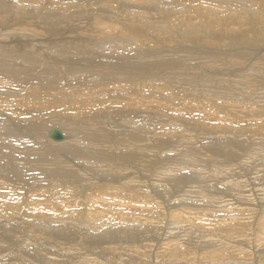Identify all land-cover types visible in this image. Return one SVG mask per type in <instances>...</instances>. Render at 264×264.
Returning <instances> with one entry per match:
<instances>
[{"label":"rangeland","instance_id":"rangeland-1","mask_svg":"<svg viewBox=\"0 0 264 264\" xmlns=\"http://www.w3.org/2000/svg\"><path fill=\"white\" fill-rule=\"evenodd\" d=\"M40 1H43L42 3L44 4L45 9L43 10V8H41L40 11L37 10L36 6L38 7L40 2L39 0H35L34 4L32 5L35 11L36 10L37 12L39 11L38 13L35 14V17H37V15H43L45 17L46 16L49 17V19L50 17L53 19L57 16V14L61 15L66 12V14L68 13V16L64 19L68 18L66 20L68 23L73 24L72 20H78L84 17H90L87 20L85 19L83 20V21H88V22L90 21V24H88L85 28L84 27L85 25L83 26L81 24V21H79L80 24L76 26L74 29L72 25L65 24L66 26L65 25L62 27L59 26L58 28L53 29L54 32H52V30L51 31L49 30V32H44L45 30H43V32L46 34L45 36L43 35L45 38L42 37V41L43 39L45 41L47 38L49 37L51 38L50 42L49 41L47 42L49 46L47 48L48 55L43 56L44 58L46 57L44 59L42 56L41 58L40 55L35 54L31 58L32 64L30 68H26L28 66L23 65L24 62H26L25 61L26 55H24L25 57L24 56L18 57L19 62L22 63V64H19V62L18 63L16 62L17 60L15 58L14 53H13L14 55L12 54L13 58L9 57L10 59L5 58L6 57L5 55L7 53L8 54L10 53L11 55V52H7L4 54L2 53L1 55H2V59L4 58L3 60L5 59L9 60L13 62V64H15L16 66L15 68H12V70H10L11 68H9V70L12 72L10 71L8 72L7 68L5 67L3 68V66H0V77L3 76L2 78L5 79L6 73H7V76L10 74V76L8 77L11 80H14L13 79L14 76L20 81L23 79L22 78L23 76L24 78H27L30 75H33L31 78H36L39 74H41L42 69L47 66L42 72V73H45V72L46 73L41 74V76L48 78L47 81H44L45 84H43V86L53 85L52 88L51 87L49 88L52 90V92L55 93L56 90L60 89V87L64 88L62 89L61 92H66V91H70L68 87L77 86V87H81L82 89L84 88V85H87V86L89 85L88 89L92 90L93 92L95 91V93L98 94L96 96H99V95L101 96L102 94H104V90L102 91V94L100 93L99 90L104 89L106 85L105 81L107 82L108 78L113 77L115 79L118 78L121 81H123L127 74L126 72H136L138 70L137 67L130 66V65L131 64L136 65V63L137 64L139 63L140 66L142 65L139 71L145 76L143 77V80H141L142 82L138 87L137 94L143 95L141 99L145 100V102L147 103V106L149 107V112L148 113L145 112L143 109L144 107H141V109H135L133 111L134 114L131 115L132 116L131 118L135 119V117H137L136 115L139 116L141 114L145 116V113H147L148 115L144 117L145 122H147L146 120L151 122V120H153L154 115H155L157 116L155 120L156 123L153 122L155 123V125L154 127L151 128V130H154L156 133L164 130L165 132H173V133H176L177 135L170 136L167 134L164 135L165 133H163L164 136H162L158 134V138L157 137L154 138L153 140H151V142H150V139L147 138L145 152H143L142 156L139 152H137L135 156L131 159H128L126 152H125V147H121L120 151H116L112 149V147L109 145V136H110L109 132L104 131V129H106L108 125L110 124H112V126L114 125L113 127L110 125L112 127L111 132L114 137H123L125 139L126 138L128 139L131 135H133L132 134L133 131L127 132V130H125L124 125L117 124V121H119L121 117L123 118L124 116H126L123 110L119 108H116V109L109 108L111 112L109 110V113H108L109 115L107 118L106 117L107 113L106 111H104V109H107L109 107V106H106V104L110 106H114V107L115 106L121 107V105H119L120 94L123 91H126V94L132 95V93L129 92L128 90L130 89L133 81L127 82V83L120 82L119 85L117 83H109L110 87H107V89L113 88L112 95L110 96V102H106L105 101L106 97H104L103 99L97 100L96 102L93 103V105H91V108L94 112L93 119L94 120L98 119V121L96 122H98L99 124L101 123L103 125H106V128H105L104 126L100 124L102 127H104V129L100 127V125L96 122H93L92 124L88 125L86 122H84V120H81V119L79 121L69 120V119H74V117L72 116V114H70V112L65 113L61 110L60 107L65 106V104H63V102L60 101L61 100L60 98H57V101H56V97L58 96V95L56 96V94H54L55 96L53 100L54 105L52 102H49L47 105L39 106L38 109H42V108L43 109L39 113L36 112L38 113V115H36L35 117H31L30 114H27L22 118L14 119L12 118V116L10 118V117H6L5 115H2L3 110L0 111V138L2 139V141H0V167H1L0 169V237H1L0 238V264H6L4 261H6L7 264H13L14 262H15L14 264L16 263L17 264H21V263L22 264H51V263L56 264L57 262H59L60 264H70V263L78 264V262L80 264H219V263L224 264V262L222 263L216 258L212 257V255L225 254L227 252V249H231L234 252L236 250L239 251L241 249L242 252L239 255L240 257L242 256L245 257L249 253H250L249 255L253 256L252 253H255L259 260L258 264H264V237L262 236L254 237L251 234V232L250 234H248V232L246 233V231H244L243 235L241 236L239 230H227L226 229L225 233H220L225 228H229L231 226L222 223L221 221L223 219H220L219 216H216L217 214L221 213L219 212L220 209H222V207H226L227 205L229 206L228 211L230 209L232 210L234 205L236 206V208L238 207V209H241V210H245V211L253 210L254 211L255 209L253 208L257 207L258 209L259 207L258 204H260L261 207H263V211L260 213V216H259V211L256 209L257 210L256 212H258L257 220L258 218H260L261 220L260 222L261 223L264 222L263 221L264 219V144H262V146H257V149H255L256 142L254 141L255 139H258V138H262L264 140V137H263L264 136V133H263L264 132V112L259 113V114L256 113L260 108L264 110V79H262V77H264V68L261 67L262 63L258 61L261 56L256 55V57L251 62L252 66L248 70L245 67V65L244 66L241 65L242 63H244V57H245L244 56L245 52L244 53L241 52L240 57L237 58L240 60V62L235 64L236 66L238 65L237 66L238 68L236 70V73H237L236 75H240L239 76L240 78L238 79V81H237V78L236 79L233 78V80L235 81H232L230 83L227 82L230 84V86L228 84V87L226 88L227 91L225 90V88H223L224 90H222V92H224V95H225V96L222 95L223 101H224L223 104L225 103L224 106L227 107L228 111H230L229 112L230 114L226 113L227 112L226 108L223 109V112H221V110H218V112H216L214 105L208 98V95L205 93L206 91L205 89H207V91H210L209 93L214 94L215 89L219 90V87L216 85L217 83H215L216 82L215 80H214L215 86H211V84L212 85L214 84L212 82H209L207 84V82L210 81L208 75H212L214 77L216 76L221 77V76H224L225 72L232 70V68H228L230 66L227 67V65H225L224 63L220 62V60L215 58V54H212V53L218 52V45H217L216 40L211 39L212 37L208 38V36L206 35V32H202L201 34L198 33L197 35L195 34L193 36H190V34L185 35L183 33L182 34L185 36H180L175 33H171L170 34L172 36L171 39L175 37L177 39H174L173 41L171 39H169L168 41H163V39H165L166 37L165 29H162L161 32H158V30L151 31V28L148 30L143 29V25H141V20H142L141 15H142L144 6H141V5H137L133 3H125L124 5L119 6V3H111L109 0H87V1H82V3H80L82 6L81 12L77 15H73L74 10L70 11L71 9H69L68 7L64 9V10L69 9L68 11H65L62 13L56 12L55 6L64 4V7H65L66 5L65 0H40ZM74 1L71 0L69 2L72 3ZM10 2L11 1H8L7 4H9ZM6 9H13V7L8 8L6 6L5 11H4L5 16L6 14L8 15L6 17H2L4 15L3 14L4 12H0V22L2 23H5L7 19L9 22V20L13 16H15L14 14H9V12L7 13ZM34 9H33V12H34ZM16 18H18V20ZM25 18H26V14H23L21 16H15V20H17L15 22L19 23L20 26H24V23L22 22L25 21ZM49 19L47 20L44 19L43 21H49ZM26 21H28L27 24H30L28 25V27L30 26L31 28L36 27V26H33L34 23L38 27H40V25L37 24L36 20L35 21L26 20ZM93 21L115 23L119 25L118 29L119 27L126 29L121 32L128 33V32H131V31L133 32L134 30H137V31H134L135 41L137 42L134 41L133 44L132 43L130 44L124 41V39L120 35H117V32H120L122 28L119 31L117 28L111 29V30L106 28L105 30H106L107 35L103 33H99L100 29L95 24H93ZM51 22H54V21L52 20ZM16 24L13 25L14 28L15 27L18 28ZM146 26L148 25L145 24L144 27ZM89 27H91V29ZM138 27H140L141 29L140 30L137 29ZM203 28H207V26L203 25ZM35 29L36 28H33V30ZM153 29H155V26H153ZM4 30H8L7 27ZM85 30L86 32H89L88 34H90L93 39L98 38L96 42L101 43L100 44L101 46L98 45L97 47H94L96 49L100 48L102 50V52L99 55L100 58L96 55L99 53H96V52H94L93 55H91L90 52L89 54H87V52L85 51V48H80V47L77 48V46H75L74 48L66 49L67 47L65 46L61 47L62 43L69 42L68 41L69 37H70V40H72L70 43H77V42L78 44L81 43L79 42L80 37L81 39H84L85 42L88 41L87 37L86 38L82 37ZM95 30L97 31L95 32ZM203 30L205 29H202V31ZM143 31L145 32L143 33ZM73 32L77 34H74ZM141 32L143 35H145L146 33V35L143 36ZM47 34H48V37H47ZM161 37L163 39H161ZM57 38L58 40L60 39L61 40L58 42ZM106 39H108L110 43H106ZM138 41L140 42L142 41V43ZM49 44L50 45L52 44L53 47L52 45L50 47ZM145 44H147V46ZM133 46H136L135 49H133ZM108 49L111 52H109ZM133 50H136V51H133ZM147 50H148V53H147ZM103 51H105V53H103ZM78 54L81 56L79 57ZM204 54H207V55L204 56ZM37 55L41 58L40 60L39 58H37L38 57ZM106 55L108 56L106 57ZM57 56L61 58H58ZM82 56L85 58H83ZM90 57L92 58L89 59ZM190 57H191V60H190ZM14 58H15V61H13ZM92 59H93V62H92ZM206 59L207 60L209 59L208 63L210 64L211 67L214 66V65H211V63H214L216 65L218 64L220 66H217L215 68L210 67L211 69H207L208 71L203 72V74L199 73L200 70L198 69V65L196 64L198 63L199 66H201L203 65V61H205ZM40 61L41 63H39ZM112 61L114 63H112ZM11 62H8L10 64H7V65H12ZM33 64H36L35 65L36 67ZM43 64L45 67L43 66ZM176 64L178 65V67L176 66ZM256 64L259 67H261L259 72L254 69V66ZM49 65L52 66V68ZM104 65L106 66V68ZM179 65L182 67H180ZM99 66H101V68L103 69L99 68ZM242 66L245 68V72H242L241 70L243 69ZM59 68H62V71L60 73H59ZM68 68H70V70ZM107 68L109 69L108 71L106 70ZM30 69H33L34 71ZM66 69H68V71ZM120 69H125L126 71H122ZM203 69H206V68H203ZM211 70H213L214 72ZM195 71L198 73V75L196 74ZM249 71L250 72L253 71V74H250ZM2 72H3V75H1ZM68 72L70 73V76L66 77V82H61L59 84V82L62 80L64 75H67ZM208 72L211 74H209ZM204 73H207L208 75ZM215 73H216V76H215ZM183 74L184 75L189 74V75H192V77H189V76L188 78L185 77V80H184ZM153 75H156L158 77L153 76ZM202 75L204 77L207 76V78L205 77L207 81L199 79V77H202ZM228 75L231 76L232 73H229ZM84 76L85 78H81ZM7 79L6 81H8ZM240 80L242 81L244 80V82L247 80L246 81L247 83H243L244 85L243 87L245 88L244 90L248 92L250 97L251 95L256 94V92L257 94L259 93L258 98L257 96L255 98L256 103H252V108L248 112V116L250 117V121L248 123L251 124L252 126L260 125L261 127H263V130L260 133L254 134V137H255L254 140H252L250 136H244V139H247L248 141H245V140L241 141L237 135L234 136V138L237 140V143L241 146V149H239L240 151H238V149L235 148V147H238V144L236 143V145L234 146L235 143H234V139L232 136H229V137H226V136L222 137L220 135L215 136L214 131H212L213 133L209 132L207 134V129H211V128L209 127L205 129L203 125H205L206 123H211L214 120H216V125H219V126H222L224 124V126L230 127V125H233L231 123L233 118L231 117L234 116L235 114L231 111L232 107L234 106V104L237 105L240 100L242 101L244 100L245 103L247 100L244 96L246 95L245 92L244 93L242 92V94H240L241 91L238 90V88L241 87L240 86L241 84H239ZM1 82L2 81L0 80L1 87H3L2 86L3 84L5 85L4 87L9 86L7 82H5L6 84L4 82L3 83ZM167 82L169 83L168 85L171 87L169 86H168L169 88L167 87ZM190 82L191 84H189ZM187 84L189 85L188 86L189 89L187 90V92H182L183 90H185V88H187L186 87ZM235 84H237L236 85L237 87L235 86ZM58 85L60 87H58ZM100 87H103V88L100 89ZM234 89L235 91L238 92L240 96L236 95L237 92L235 91L233 92ZM239 89H242V87ZM225 91L228 93L230 91L231 92L230 94H228ZM15 95H17V93ZM184 96L187 98V101H185V99L184 101H182V98ZM49 98L50 96L48 97V99ZM18 99L19 98H16V97L13 98V100H15L14 101L15 105L13 109H10V110H18V108L22 109L21 106H23L24 104L21 102V99L19 100ZM232 99H234L233 103L229 105V103L232 102ZM31 101H34V99ZM31 101L28 103H32ZM43 101H50V100H46V99L41 100V99L36 98L34 102L36 103V102H43ZM242 101L239 102L240 103L239 106L243 104ZM99 102H104V103L102 106H100ZM180 102L184 104V106ZM28 103L26 102V104ZM168 106L171 108L168 109L169 108ZM166 107L168 108L166 109ZM97 109L101 110L97 112L98 115L101 114L100 116H95V112ZM172 109L176 110L174 114L175 116L176 114L178 115V117L180 118L179 122L184 124V128L181 127V129H178L176 128V126L171 125V123H176V122L172 121L168 117L169 112L167 110L172 111ZM49 110H53V113H54L53 115L55 116H52V115L48 116L49 114L47 113H49ZM177 110H179L178 111L179 113H176ZM69 111H71L72 113V110H69ZM7 113L10 114L8 111ZM83 114L84 115H81L82 117L87 116V113L85 111L83 112ZM174 114L173 112L171 113V115H174ZM101 116H103V119L105 120V122L101 121L103 120ZM109 117H111L110 119L111 121L113 120L112 121L113 123L111 121H109L111 123L107 122L106 119H109ZM52 119H58L57 121L59 122L56 121L57 123L56 122L53 123ZM60 121H64V122L61 123ZM133 122H135V120H133ZM55 123L56 125H54ZM65 123H69L73 127H78L81 130V133H85L88 130L90 134L87 131L85 135H88L89 137L91 135L93 136L91 140L94 144L89 141L88 142L91 143L90 148H92L93 146L94 147L91 150H87V152L82 153L78 157L77 156L72 157L73 159L71 158L69 159L68 156L64 157L63 152H66L64 150L60 151L61 153L59 152L58 154H56V156H54L51 152H47L46 148L51 151L50 146H54L57 142H54L48 139L47 134L45 133L51 128H58L62 130L63 128L62 124H65ZM233 123L236 124L235 122ZM80 125H84V126H80ZM98 125L99 127H97ZM39 128H41V130H39L40 132L38 134L37 129ZM64 130L66 132L71 131L70 128H66ZM202 130L204 131V133L202 132ZM103 131L106 132L105 133L106 135H102ZM192 131L195 132L197 135L194 136L192 134ZM13 132L15 133L16 136L18 135L17 136L18 138L13 134ZM18 132L19 133L21 132L20 134L22 136H19L20 134ZM182 132H185L186 134L183 135ZM81 133H79V135L82 136ZM138 133L139 132L137 131L135 136H139ZM188 134H191V135H188ZM10 135H12L13 139L15 138L14 141ZM179 135H181V137ZM200 135L202 137H200ZM9 136L10 138H8ZM184 137H187V138L189 137L190 138L189 141L192 144H195L194 150L198 149V146H200V141L207 142V141H210L211 139L219 140L223 138L222 140L226 141L227 144H225L222 147L224 148V150L222 151V154L218 156V158H216L215 160L214 158H208L207 155H205L209 160L210 159L214 160L212 161L213 165L209 164L208 167H206L207 165H203V167H206L207 170L201 169V167L198 166L197 164L194 165L195 163L193 162L194 160L190 162L192 158L189 159L190 157H188V154H189L188 152H185L187 154L186 156L187 158L185 157V154L182 156V158L188 161L191 166L189 165L186 168H181L182 166L180 165H179L180 167L178 168L169 167L168 166L169 163H174L176 159L179 161L178 158L180 154L178 155L177 152L178 153H181V151L182 153L184 152V147L182 144L183 141H181V138H184ZM21 138H23V140ZM38 139L40 141L39 142L40 144H36L38 143ZM213 140H211L210 143L214 142ZM229 140H230V143L232 141L234 144L231 143V145L228 146ZM101 141L102 143H100ZM173 145L178 147L177 151H175L176 149L172 147ZM107 146H109L110 148ZM216 147L217 146L214 145V147L211 149V152H214L216 150ZM40 148L43 149V151H41ZM69 148L71 149L70 146ZM1 149L5 151L8 150L7 152L8 154H6L5 151L2 152ZM9 151H11V154L13 156L10 155ZM198 151L194 154V157H196L195 158L196 160L200 159L203 156V153L199 151L202 153L201 154ZM68 154L71 155L70 153ZM206 154L211 155L209 152H207ZM229 155H231L232 158L229 157ZM14 157L18 158L19 160L13 159ZM30 157H31V160H33V163L34 164L37 163V165H34L32 163V161L30 160ZM53 157L55 159L58 157V159L57 160L52 159ZM89 157H91L92 159ZM59 158H61V160ZM107 158H110V159H107ZM111 158H114V159H111ZM36 159H37V162L35 161ZM117 159L118 161H116ZM113 160L115 163H117V164L114 163L117 166H115L114 164L113 166H111L113 163ZM148 160L151 161L153 165H151ZM152 160L154 161L152 162ZM216 162H219V163H216ZM7 163L8 164L10 163V164L8 165ZM22 163L24 164L22 165ZM62 164H65V165H62ZM98 164L102 167V169ZM119 164L120 166L121 165L122 166L119 167ZM72 165L75 167H73ZM167 166L169 167V170L165 169L167 168ZM151 167L153 168L151 169ZM154 167L156 169H154ZM86 168H87V171H86ZM69 169L70 170L73 169L72 170L73 172L72 171L70 172ZM75 169L76 170L78 169V170L75 171ZM3 170H6V171H3ZM39 170H41L42 172ZM144 170H146V172ZM136 172H138V174ZM128 173L130 175L137 174L136 176H139L140 178L137 177V179H134L135 180L134 182L130 180L128 181V177H129ZM141 173L142 175L146 173L145 174L146 176L145 175L142 176ZM78 175L80 176V178ZM185 175L186 177L191 175V177H188V179L184 180ZM180 176H182V178H180ZM73 178H76L77 182H76V179H73ZM88 178H92V179H89L92 181L95 179L94 183L91 181L88 184V182L85 181V180H88ZM222 178L223 179L225 178V179L223 180ZM139 179H141V181H144V184L146 186V188L144 189L145 191L147 190L146 191L147 199H146V196L144 195L145 199L141 197H137L136 201L134 202L132 201V203L129 202L128 204H125L127 203V200L122 196L124 195L122 194L123 193L122 191H124L125 188L126 189L131 188L130 191L135 190L136 189L135 186L138 185L137 183L141 182V181H138ZM196 180L198 183H195ZM97 181L100 183H98ZM66 183L70 186V188ZM77 183L78 185H76ZM91 183H93V185ZM83 186H85L84 189L82 188ZM199 186L203 188H200ZM86 187L88 190L86 189ZM58 188H60V190H58ZM52 191H53V195L51 193ZM93 191L94 192L96 191V192L94 193ZM54 193H56L57 195L55 194L54 196ZM153 195H155V197H153ZM76 197L81 198V205H78L79 200H76ZM262 199L263 201H261ZM160 204L163 206V208H161L162 206ZM158 206H160V209ZM81 207L87 208L84 210V213L78 210ZM91 208H94V209H91ZM164 208L166 210H164ZM214 208L215 209L217 208L216 210L218 211L214 212L215 210ZM156 209L157 211L163 210V211L168 212V216L163 225L161 224L162 223L161 216L156 211ZM212 209L214 210L212 211ZM235 210L236 209L234 207V212ZM71 212L73 214H71ZM132 212H136V213L132 214ZM139 212H147V215L153 216L152 218H147V221H146L147 224H145V226L147 227V230L150 233L152 232L154 234L152 237L147 234V236H144L146 237V239H144L143 237L141 239L136 240L133 236H130V233L136 227L134 226L135 221L133 219H135L134 218L135 214L138 215ZM247 212H250V211H247ZM179 213L182 215L183 219L178 218ZM18 215L20 216L18 217ZM17 217L19 219H17ZM87 220L92 221L94 223V226L90 228L87 227ZM20 223L21 224L23 223V224L21 225ZM235 224L236 223H233V225ZM236 225H238V223ZM20 226L23 229V230L21 229V231H20V228H21ZM253 227H255V225H253ZM85 229H88L87 234L92 233L94 235H90L88 238H86L87 236L84 234ZM124 230L126 231V235L128 233L127 238L124 235ZM210 231H212V233H210ZM114 232L116 233V236L114 237L116 239H113V238H112L113 240L109 238H107L108 240L104 239L111 235L113 236ZM144 232H146V230H140L137 234V237H141ZM37 235H39V237ZM220 235L221 237L219 238ZM180 238L181 240H179ZM91 239H94V241ZM178 240L180 242L179 244H177ZM4 245H6V247ZM10 247L12 248V251L10 250L11 249ZM84 247L86 248V250ZM8 249L10 252H12V254L8 251ZM223 249L225 253L222 252ZM96 251L98 253H96ZM8 253H10L11 255H8ZM93 256H95V258ZM15 257L16 259L12 260V258H15ZM3 258L5 260H3ZM238 258L234 256L233 260H231L232 258L227 256L225 264L235 263L233 261H236L235 259H238ZM75 260L77 263L75 262ZM235 264H238V263L236 262Z\"/></svg>","mask_w":264,"mask_h":264},{"label":"bare ground","instance_id":"bare-ground-1","mask_svg":"<svg viewBox=\"0 0 264 264\" xmlns=\"http://www.w3.org/2000/svg\"><path fill=\"white\" fill-rule=\"evenodd\" d=\"M8 1H11L9 4H7V2ZM69 1H71V0H65V3H66V5H65V7H64V4H62V5H57V6H55V10H56V12H58V13H62V12H65V11H68L69 9H71L70 11H72V10H74V14L73 15H77V14H79L80 12H81V9H82V6H81V4L80 3H82V1H87V0H76V1H74V2H69ZM111 3H119V6H122V5H124L125 3H133V4H137V5H141V6H144V9H143V12H142V15H141V25H143V29L144 30H148V29H150L151 28V31L152 30H158V32H161L162 31V29H165V35H166V37H165V39H163L162 37H161V39H163V41H168L169 39H171L172 38V36L170 35L171 33H175V34H177V35H180V36H185V35H187V34H190V36H193V35H197L198 33H202V32H206V35L208 36V38H210V37H212L211 39H213V40H216V42H217V45H218V52H215V53H212V54H215V58L216 59H218V60H220V62H222V63H224L225 65H227V67L228 66H230V67H228V68H232V70H229V71H227V72H225L224 73V76H221V77H217L216 76V73H215V76L216 77H214V76H212V75H208L207 73H204V74H207L208 75V77H209V80L210 81H208L207 82V84L209 83V82H212V83H214V80L216 81L215 83H217L216 85L219 87V90H217V89H215V93L213 94V93H209L210 91H207V89H205L206 91H205V93L208 95V98L210 99V101L212 102V104L214 105V107H215V111L216 112H218V110H221V112H223V109H227V107H225L224 105H225V103L223 104V96L222 95H224V92H222V90H224L223 88H225V90H226V88L228 87V84L230 83V82H232V81H235V80H233V78H237V81H238V79L240 78L239 76L240 75H236L237 73H236V70H237V66L235 65V64H237V63H239L240 62V60L239 59H237L238 57H240V55H241V52H245V54H244V63H242L241 65H245V67L249 70V68L252 66V61H253V59L256 57V55H259V56H261L260 58H259V60L258 61H260L261 63H262V65H261V67L262 68H264V0H109ZM34 2H35V0H0V12H4L5 11V8H6V6L9 8V7H13V9H6V11H7V13L9 12V14H14L15 16H21V15H23V14H26V18H25V21L24 22H22V23H24V26H20V24L19 23H17V22H15V21H17L18 20V18H16L17 20H15V16H11L12 18L9 20V22H8V19H7V21H5V23H2V22H0V66H3V68L5 67V68H7L8 70V72L10 71V70H12V68H15V64H13V62H11V61H9V60H3L2 59V53L4 54V53H7V52H11V55H10V53L8 54H6L5 56V58H9V57H12L14 54H15V58H16V62L18 63L19 62V60H18V57H20V56H24V55H26V58H25V61L26 62H24V64L23 65H27L28 67H26V68H30V66H31V64H32V61H31V58L35 55V54H38V55H40V57L42 56H47L48 55V50H47V48L49 47L48 46V44H47V42L49 41L50 42V37L49 38H47L45 41H44V39H43V41H42V37H44L45 36V34L46 33H44V32H49V30L51 31L52 30V32H54L53 31V29H56V28H58L59 26H64L65 24H70V23H68L66 20L68 19H64V18H66L67 16H68V13L66 14V12L65 13H63V14H57V16L55 17V18H51L50 17V19H49V17H45V16H43V15H37V17H35V14L36 13H38L39 11H40V9L41 8H43V10L45 9V6H44V4L42 3L43 1H40L39 0V6L37 7L36 6V9L37 10H39L38 12H37V10L35 11V9H34V7H33V5L32 4H34ZM13 3V4H12ZM11 5V6H10ZM3 6H4V8H3ZM16 6H18V7H16ZM19 7H21V8H19ZM66 7H68L69 9H67V10H64ZM33 9H34V12H33ZM171 9V10H170ZM173 10H175V11H173ZM55 12V13H56ZM177 13V14H176ZM4 15L2 16V17H6V16H8L7 14H6V16H5V12L3 13ZM49 14V13H48ZM47 14V15H48ZM51 14H52V12H51ZM43 16V17H42ZM21 18V17H20ZM90 17H84V18H81V19H78V20H72V19H70V20H72V23L73 24H75V25H73V24H70V25H72V27H73V29L76 27V26H78L80 23H79V21H81V24L86 28V26L88 25V24H90V21L88 22V21H83L84 19L85 20H87V19H89ZM44 19H49V21H43ZM26 20H29V21H37V24L38 25H40V27H38L35 23L33 24V26H36V27H33V28H36L35 30H33V28H31V26L30 27H28V25H30V24H27L28 23V21H26ZM54 21V22H51V21ZM14 21V22H13ZM154 21V22H153ZM47 22V23H46ZM63 22H65V23H63ZM70 22V21H69ZM153 22V23H152ZM17 23V24H16ZM78 23V24H77ZM152 23V24H151ZM14 24H16V26H18V28H14L13 27V25ZM93 24H95L99 29H100V31H99V33H103V34H106L107 35V33H106V28L107 29H115V28H117L118 29V26L119 25H117V24H115V23H107V22H95V21H93ZM145 24H147L148 26H146V27H144V25ZM81 25V26H82ZM203 25H206L207 26V28H203ZM66 26V25H65ZM153 26H155V29H153ZM7 27V29L8 30H4L5 28ZM24 27V28H23ZM68 27V26H67ZM83 27V28H84ZM95 27V26H94ZM81 28V27H80ZM90 29H91V27H89ZM96 28V27H95ZM122 28V27H121ZM120 27H119V29H118V31L121 29ZM60 29V28H59ZM58 29V30H59ZM68 29V28H67ZM66 29V30H67ZM105 30V32H104V30ZM137 29H141L140 27H138ZM202 29H205V30H203L202 31ZM43 30H45L44 32H43ZM61 30V29H60ZM59 30V31H60ZM65 30V29H64ZM77 30V29H76ZM80 30V29H79ZM124 30H126L125 28H122L121 30H120V32L121 31H124ZM130 30H132V29H130ZM89 31V30H88ZM97 30H95V32H96ZM134 31H137V30H134ZM134 31L132 32H128V33H126V32H117V35H120L123 39H124V41H126V42H128V43H134V41H135V35H134ZM139 32V31H138ZM145 31H143V33H144ZM158 32H157V34H158ZM61 33H62V31H61ZM60 33V34H61ZM64 33V32H63ZM74 33V32H73ZM79 33V32H78ZM82 33V32H81ZM89 32H86V30L84 31V33H83V35H82V37H84V38H86L87 37V40L88 41H86L85 42V40L84 39H81V37H80V40H79V42H81V43H79L78 44V42L77 43H70L72 40H70V37H69V39H68V41L69 42H66V43H62L61 44V47L62 46H65V47H67L66 49H71V48H74L75 46H77V48L78 47H80V48H85V51L87 52V54H89V52H90V54L91 55H93L94 54V52H96V53H99V54H96L99 58H100V53L102 52V50L100 49V48H98V49H96V48H94V47H97L98 45L99 46H101L100 44V42H96L97 40H98V38H96V39H93L92 38V36L90 35V34H88ZM185 34V35H183V34ZM48 34H50V33H48ZM48 34H47V37H48ZM59 34V35H60ZM65 34V33H64ZM63 34V35H64ZM68 34V33H67ZM66 34V35H67ZM70 34V33H69ZM74 34H77V33H74ZM97 34V33H96ZM141 34H142V32H141ZM44 35V36H43ZM115 35V34H114ZM143 35V34H142ZM142 35H140V36H142ZM145 35H146V33H145ZM145 35H143V36H145ZM49 36H51V35H49ZM74 36V35H73ZM77 36V35H76ZM164 36V35H163ZM202 36H204V35H202ZM58 37V36H57ZM66 37V36H65ZM72 37V36H71ZM96 37V36H95ZM147 37V36H146ZM45 38V37H44ZM67 38V37H66ZM180 38V37H179ZM74 39V38H73ZM174 39H177L176 37L175 38H173V39H171L172 41L174 40ZM181 39V38H180ZM57 40H58V38H57ZM61 40V39H60ZM60 40H58V42L60 41ZM93 40H94V42H93ZM54 41V40H53ZM63 41V40H62ZM66 41H67V39H66ZM149 41V40H148ZM147 41V42H148ZM185 41V40H184ZM135 42H137V41H135ZM138 42H140V41H138ZM207 42V41H206ZM219 42V43H218ZM84 43V44H83ZM85 43H87V44H85ZM106 43H110L109 41H108V39H106ZM140 43H142V41L140 42ZM168 43V42H167ZM166 43V44H167ZM50 45V44H49ZM52 45V44H51ZM51 45H50V47H51ZM58 45V44H57ZM103 45V44H102ZM118 45H120V44H118ZM137 45V44H136ZM146 46H147V44H145ZM163 45V44H162ZM211 45V44H210ZM110 46H112V45H110ZM142 46V45H141ZM161 46V45H160ZM169 46V45H168ZM52 47H53V45H52ZM135 47L136 46H133V49H135ZM143 47V46H142ZM156 47H158V46H156ZM60 48V47H59ZM107 48V47H106ZM110 48V47H109ZM161 48V47H160ZM163 48V47H162ZM202 48V47H201ZM119 49V48H118ZM138 49H140V48H138ZM142 49V48H141ZM98 50V51H97ZM106 50V49H105ZM109 50V49H108ZM137 50V49H136ZM136 50H133V51H136ZM165 50V49H164ZM175 50V49H174ZM173 50V51H174ZM51 51H52V49H51ZM60 51V50H59ZM130 51V50H129ZM144 51V50H143ZM61 52V51H60ZM109 52H111L110 50H109ZM140 52V51H139ZM171 52V51H170ZM194 52V51H193ZM14 53V54H13ZM103 53H105V51H103ZM147 53H148V50H147ZM13 54V55H12ZM123 54V53H122ZM165 54V53H164ZM37 55V56H38ZM60 55V54H59ZM79 55V54H78ZM78 55H77V57H78ZM207 54H204V56H206ZM74 56V55H73ZM81 55H79V57H80ZM108 55H106V57H107ZM120 56V55H119ZM25 57V56H24ZM39 56L37 57V58H39V60L42 58H40ZM58 57V56H57ZM56 57V58H57ZM71 57V56H70ZM75 57V56H74ZM83 57V56H82ZM102 57V56H101ZM125 57V56H124ZM123 57V58H124ZM176 57V56H175ZM13 58V57H12ZM11 58V59H12ZM15 58H14V60L13 61H15ZM44 58V57H43ZM46 58V57H45ZM44 58V59H45ZM58 58H61V57H58ZM83 58H85V57H83ZM92 57H90L89 59H91ZM117 58H118V56H117ZM120 58V57H119ZM131 58V57H130ZM129 58V59H130ZM196 58V57H195ZM199 58V57H198ZM211 58H212V56H211ZM10 59V58H9ZM125 59V58H124ZM128 59V58H127ZM183 59H184V57H183ZM222 59V60H221ZM55 60V59H54ZM107 60V59H106ZM132 60V59H131ZM137 60V59H136ZM180 60V59H179ZM188 60V59H187ZM190 60H191V57H190ZM193 60H194V58H193ZM200 60V59H199ZM209 60V59H208ZM207 59L205 60V61H203V65H201V66H199V64L197 63H195L196 65H198V69L200 70V72L199 73H202L203 74V72H205V71H208L207 69H211V68H215V67H217V66H220V65H216V64H214V63H211V65H214V66H210V64L208 63L209 61H208ZM58 61H60V60H58ZM89 61V60H88ZM111 61V60H110ZM109 61V62H110ZM140 61V60H139ZM183 61V60H182ZM8 62H11V64L12 65H7V64H10V63H8ZM42 62H43V60H42ZM47 62V61H46ZM51 62V61H50ZM72 62V61H71ZM73 62H75V61H73ZM85 62V61H84ZM87 62V61H86ZM92 62H93V59H92ZM141 62V61H140ZM190 62V61H189ZM26 63V64H25ZM39 63H41V61L39 62ZM55 63V62H54ZM59 63V62H58ZM68 63V62H67ZM82 63V62H81ZM112 63H114L113 61H112ZM185 63V62H184ZM192 63V62H191ZM19 64H22V63H20L19 62ZM37 64V63H36ZM36 64H33L34 66L36 65ZM45 64H47V63H45ZM56 64V63H55ZM76 64V63H75ZM186 64H187V62H186ZM202 64V63H201ZM223 64V65H224ZM4 65H6V66H4ZM38 65V64H37ZM58 65V64H57ZM112 65V64H111ZM124 65H126V64H124ZM124 65H122V66H124ZM191 65V64H190ZM34 66H33V68H34ZM40 66V65H39ZM43 66H44V64H43ZM50 66V65H49ZM61 66H63V65H61ZM69 66V65H68ZM73 66V65H72ZM95 66V65H94ZM93 66V67H94ZM105 66V65H104ZM103 66V67H104ZM130 66H134V67H137L138 68V70L136 71V72H126L127 74H126V76H125V78H124V80L123 81H121L120 79H118V78H113V77H111V78H108V80H107V82L105 81V87H104V89H102V90H99L100 91V93L102 94V91L104 90V94H102L101 96H103V97H101L100 95L99 96H96V95H98V94H96L95 93V91L93 92L92 90H90V89H88V86L87 85H84V88H82L81 89V87H68L69 89H70V91H66V92H61L62 91V89H64V88H61L59 85H58V87H60V89H58V90H56V92L54 93V92H52V90L51 89H49L50 87L52 88L53 87V85L51 86V85H48V86H43V84H45V82L44 81H47L48 80V78L47 77H43V76H41V74H45V73H42L43 71H44V69L47 67H45V68H41L42 69V72H41V74H39L38 76H37V74H36V78H31L33 75H28L29 77H27V78H24V76L22 77L23 79L20 81V80H18L15 76H14V80H11V79H9V77L8 76H10V74L7 76V73H6V78L4 79V78H2L3 76H1L0 77V80L2 81L1 83H5V82H7L8 84H9V86H6V87H4L5 85L3 84H1L3 87H1L0 86V111H2L3 110V113H2V115H5L6 117H10L11 118V116H12V118H14V119H19V118H22V117H24L25 115H27V114H30L31 115V117H35L36 115H38V113L39 112H41L42 111V109H38V107L39 106H41V105H47L49 102H52L53 103V105H54V102H53V100H54V94H56V101H57V98H60L61 100L60 101H62L63 102V104H65V106H62V107H60L61 108V110L63 111V112H70V114H72V116L74 117V119H69V120H77V121H79L80 119L81 120H84V122H86L88 125H90V124H92L93 122H96V121H98V119H96V120H94L93 119V115H94V112H93V110H92V108H91V105H93V103L94 102H96L97 100H101V99H103L104 97H106L105 98V101L106 102H110V96L112 95V91H113V88L111 89V88H109V89H107V87H110L109 86V83H117L118 85L120 84V82H123V83H127V82H131V81H133L132 82V85H131V87H130V89L128 90L129 92H131L132 93V95H128V94H126V91H123L121 94H120V101H119V105H121V107H114V106H110V105H107L106 104V106H109L107 109H104V111H106V117L108 118V113H109V110L111 109V108H119V109H121V110H123L124 111V113L126 114V116H124V115H122V116H124L123 118L121 117L120 118V120L119 121H117V124L118 125H124L125 126V130H127V132H131V131H133V135H131L128 139L126 138H123V137H114L113 136V134H112V127L114 126H112V124H110V125H108L107 126V128H106V125H103V124H101L102 126H104L106 129H104V127H102L98 122H96V123H98L99 125H100V127H102L103 129H104V131H108L109 132V145L112 147V149L113 150H116V151H120V148L121 147H125V152H126V155H127V157H128V159H131V158H133L134 156H135V154L137 153V152H139L140 154H141V156H142V154H143V152H145V147H146V139L148 138V139H150V142H151V140H153L154 138H158V134L159 135H162V136H164V135H170V136H175V135H177L176 133H173V132H165L164 130L163 131H159V132H155L154 130H151V128L152 127H154V125H155V123H156V118H157V116H155L154 115V118H153V120H151V122H149L148 120H146L147 122H145V118L144 117H146V115H148L147 113L149 112V107L147 106V103L145 102V100H142L141 98H142V96L143 95H141V94H137L138 93V87H139V85L141 84V80H143V77L145 76L144 74H142L140 71H139V69L141 68V66L139 65V63L137 64L136 63V65H130ZM176 66L178 67V65L176 64ZM180 66V65H179ZM187 66H189V65H187ZM242 66V67H243ZM24 67V66H23ZM36 67V66H35ZM51 68H52V66H50ZM55 67V66H54ZM53 67V68H54ZM113 67V66H112ZM180 67H182V66H180ZM211 67V68H210ZM261 67H259L257 64L254 66V69L256 70V71H258L259 72V70L261 69ZM9 68H11L10 70H9ZM32 68V67H31ZM64 68V67H63ZM73 68V67H72ZM99 68H101V66H99ZM105 68H106V66H105ZM143 68V67H142ZM203 68H206V69H203ZM225 68V67H224ZM56 69V68H55ZM69 70H70V68H68ZM68 69H66L67 71H68ZM101 69H103V68H101ZM222 69V68H221ZM4 70H6V69H4ZM26 70V69H25ZM30 70H32V71H34L33 69H30ZM36 70V69H35ZM40 70V69H39ZM80 70V69H79ZM86 70V69H85ZM107 71L109 70L108 68L106 69ZM120 70H122V71H126L125 69H120ZM217 70V69H216ZM225 70V69H224ZM242 70V72H245V68L243 67V69H241ZM6 71V72H7ZM24 71V70H23ZM62 71V68H59V73ZM64 71V70H63ZM77 71V70H76ZM211 71H213V70H211ZM10 72H12V71H10ZM31 72V71H30ZM37 72V71H36ZM48 72V71H47ZM51 72V71H50ZM88 72V71H87ZM106 72V71H105ZM143 72H145V71H143ZM196 72V71H195ZM214 72V71H213ZM220 72H222V71H220ZM238 72V71H237ZM242 72H240V73H242ZM250 72V71H249ZM53 73V72H52ZM63 73V72H62ZM78 73V72H77ZM81 73V72H80ZM83 73V72H82ZM112 73V72H111ZM134 73V74H133ZM175 73H177V72H175ZM209 73V72H208ZM229 73H232V75L230 76V75H228ZM239 73V74H240ZM5 74V73H4ZM12 74V73H11ZM17 74V73H16ZM101 74H102V72H101ZM196 74L198 75V73L196 72ZM209 74H211V73H209ZM250 74H253V71H251L250 72ZM1 75H3V72H2V74ZM34 75H35V73H34ZM184 75V74H183ZM219 75V74H218ZM245 75V74H244ZM247 75V74H246ZM70 76V73L68 72V74L67 75H64V77L62 78V80L59 82V84L61 83V82H66V77H69ZM81 76V75H80ZM101 76V75H100ZM119 76V75H118ZM153 76H156V75H153ZM161 76V75H160ZM175 76H177V75H175ZM188 76L189 77H192V75H189V74H187V75H184L183 76V78H184V80H185V77H187L188 78ZM13 77V76H12ZM59 77V76H58ZM62 77V76H61ZM102 77V76H101ZM100 77V78H101ZM156 77H158V76H156ZM206 78H207V76H205ZM205 77L202 75V77H199V79L200 80H204V81H207L206 79H205ZM8 78V79H7ZM81 78H85V76L84 77H81ZM80 78V79H81ZM146 78V77H145ZM144 78V79H145ZM163 78V77H162ZM198 78V77H197ZM232 78V79H231ZM244 78V77H243ZM6 79L8 80V81H6ZM75 79V78H74ZM105 79V78H104ZM107 79V78H106ZM192 79V78H191ZM262 79H264V77H262ZM68 80V79H67ZM167 80V79H166ZM169 80H171V79H169ZM248 80V79H247ZM246 80V81H247ZM70 81V80H69ZM68 81V82H69ZM86 81V80H85ZM101 81V80H100ZM244 82V80L242 81V80H240L239 81V84H241L240 86L242 87V89H239V88H241V87H239L238 88V90H240L241 91V93L240 94H242V92L244 93L245 92V94L246 95H244L245 96V98L247 99L246 100V103L244 102V100L242 101V100H240V101H242V105L241 106H239V100H237V101H239L238 102V104L237 105H235L234 104V106L232 107V112L235 114L234 116H232L231 118H233L232 119V121H231V123L233 124V125H230V127H226V126H224V124L222 125V126H219V125H216V120H214L213 122H211V123H206L205 125H203V127H205V129H207V128H211V129H207V134L209 133V132H212V131H214L215 132V136L216 135H220V136H226V137H229V136H232L233 137V139H234V143L231 141V143L232 144H234V146L236 145V143H237V140L234 138V136H238L239 137V139L241 140V141H248L247 139H244V136H250L251 138H252V140H254V134L256 133H260L262 130H263V127H261L260 125H258V126H252L251 124H249L248 122L250 121V117L248 116V112L251 110V108H252V103H256L255 102V98H256V96H257V98H258V94H257V92H256V94H254V95H251V97L249 96V94H248V92H246L244 89V85H243V83H247V82ZM146 82V81H145ZM175 82V81H174ZM227 82H229V83H227ZM86 83V82H85ZM93 83V82H92ZM178 83V82H177ZM192 83H193V81H192ZM215 83L212 85L211 84V86H215ZM237 83V82H236ZM250 83V82H249ZM6 84V83H5ZM97 84V83H96ZM169 83L167 82V87L169 86L168 85ZM171 84H172V82H171ZM174 84V83H173ZM189 84H191V82L189 83ZM158 85V84H157ZM183 85V84H182ZM237 84H235V86H236ZM91 86V85H90ZM173 86V85H172ZM176 86V85H175ZM174 86V87H175ZM188 84H187V88H185V90H183L182 92H187V90L189 89L188 88ZM229 86H230V84H229ZM239 86V85H238ZM245 86H246V84H245ZM103 87H100V89L101 88H103ZM169 87H171V86H169ZM168 87V88H169ZM237 87V86H236ZM181 88V87H180ZM199 88H201V87H199ZM54 89V88H53ZM236 89V88H235ZM235 89L233 90V92L235 91ZM55 90V89H54ZM137 90V91H136ZM141 90V89H140ZM213 90V89H212ZM98 91V90H97ZM227 91V90H226ZM225 91V92H226ZM259 91V90H258ZM61 92V93H60ZM141 92V91H140ZM231 92V91H230ZM230 92L228 93V92H226V93H228V94H230ZM235 92H237V91H235ZM253 92V91H252ZM17 93V95H15ZM99 93V94H100ZM169 93V92H168ZM225 93V94H226ZM261 93V92H260ZM233 94V93H232ZM250 94H252V93H250ZM262 94V93H261ZM135 95V96H134ZM236 95H239L238 94V92H237V94ZM19 98V99H21V102L24 104L23 106H21L22 107V109H19L18 108V110H10V109H13V107H14V105H15V100H13V98ZM50 96V98L48 99V97ZM63 96V97H62ZM134 96V97H133ZM225 96V95H224ZM240 96V95H239ZM238 96V97H239ZM260 96V95H259ZM133 97V98H132ZM229 97V96H228ZM237 97V98H238ZM250 97V98H249ZM36 98H38V99H41V100H43V99H46V100H50V101H43V102H34L35 101V99ZM128 98V99H127ZM222 98V99H221ZM18 99V100H19ZM34 99V101H31V100H33ZM171 99V98H170ZM184 99H185V101H187V98L184 96L183 98H182V101H184ZM239 99V98H238ZM136 100V101H135ZM226 100V99H225ZM233 100L234 99H232V102H230L229 103V105L231 104V103H233ZM259 100V99H258ZM32 102V103H28V102ZM38 101V100H37ZM59 101V100H58ZM161 101V100H160ZM13 102V103H12ZM26 102L28 103V104H26ZM33 102H34V104H33ZM138 102V103H137ZM236 102V101H235ZM57 103H59V102H57ZM103 103L104 102H99V104H100V106H102L103 105ZM181 103V102H180ZM19 104V103H18ZM182 104V103H181ZM187 104V103H186ZM185 104V105H186ZM183 106H184V104H182ZM17 106V105H16ZM147 106V107H146ZM170 106V105H169ZM168 106V107H169ZM141 107H144L143 109H144V111L145 112H147V113H145V116L143 115V114H141V115H136L137 117H135V119H133V118H131L132 116L131 115H133L134 113H133V111L135 110V109H141ZM168 107H166V109L168 108ZM45 108V107H44ZM110 108V109H109ZM171 107H169L168 109H170ZM231 109V108H230ZM10 113V114H8L7 113V111ZM61 110H60V112H61ZM69 110H72V113H71V111H69ZM100 110V109H99ZM98 109L96 110V112H95V116H100L101 114H97V112L99 111ZM180 110V109H179ZM179 110H177V112L176 113H179L178 111ZM58 111V110H57ZM86 112L87 113V116H85V117H82L81 115H84L83 114V112ZM101 111V110H100ZM113 111V110H112ZM122 111V112H123ZM168 112H169V115H168V117L172 120V121H174V122H176V123H171V125L172 126H176V128H178V129H181V127L182 128H184V124L183 123H181V122H179L180 120V118L178 117V115L176 114V116H175V114H174V112L176 111V110H174V109H172V111H170V110H167ZM181 111H182V109H181ZM180 111V112H181ZM36 112H38V113H36ZM103 112V111H102ZM110 112H111V110H110ZM173 112V114L174 115H171V113ZM230 111H228V109H227V112L226 113H229ZM262 112H264V110L263 109H259L256 113L257 114H259V113H262ZM114 113V112H113ZM225 113V114H226ZM233 113H231V114H233ZM47 114H49L48 116H55V115H53L54 113H53V110H49V113H47ZM112 114V113H111ZM157 114H159V113H157ZM220 114V113H219ZM230 114V113H229ZM59 115V114H58ZM65 115V114H64ZM47 116V117H48ZM60 116V115H59ZM105 116V115H104ZM217 116V115H216ZM227 116V115H226ZM225 116V117H226ZM46 117V116H45ZM228 117H230V116H228ZM4 118V117H3ZM60 118V117H59ZM62 118V117H61ZM65 118V117H64ZM101 118L103 119V116H101ZM111 117H109V119H106L107 120V122L108 123H111L112 121H111V119H110ZM148 118V117H147ZM146 118V119H147ZM58 119H52V122L54 123V122H56ZM61 120V119H60ZM91 120H93V121H91ZM100 120V119H99ZM133 120H135V122H133ZM66 121V120H65ZM101 121H103V122H105V120L103 119V120H101ZM109 121H111V122H109ZM57 122H59V121H57ZM56 122V123H57ZM61 123L62 122H64V121H60ZM83 122V123H84ZM116 122V121H115ZM153 122H155V123H153ZM233 122H235L236 124H234ZM56 123L54 124V125H56ZM76 123V122H75ZM78 123V122H77ZM95 123V124H96ZM107 123V124H108ZM113 123V122H112ZM105 124V123H104ZM116 124V125H117ZM63 125V128H62V133H63V135L65 136V139L64 140H62V141H57V143H59V144H55L54 146H50L51 147V151L50 150H48L47 148H46V150H47V152H51L54 156H56V154H58L60 151H66V152H63V156L64 157H67L68 156V158L70 159H73L72 157H78V156H80L82 153H85V152H87V150H91L92 148H90L91 146H90V144L91 143H93L92 142V140H91V138H93V136L91 135L90 137L88 136V135H85V133H87V131L85 132V133H81V130L78 128V127H73L71 124H69V123H65V124H62ZM78 125V124H77ZM85 125V124H84ZM84 125H80V126H84ZM99 125L97 126V127H99ZM79 126V125H78ZM61 128V127H60ZM66 128H70V130L71 131H69V132H66L64 129H66ZM52 129V128H51ZM85 129V128H84ZM14 130V129H13ZM39 130H41V128H39V129H37V133L39 134ZM91 130V129H90ZM93 130V129H92ZM101 130V129H100ZM12 131V130H11ZM43 131V130H42ZM50 130H48L45 134H48V132H49ZM103 131V133H102V135H106L105 133L106 132H104ZM139 132L138 134H139V136H135V134H136V132ZM89 132V131H88ZM202 132L204 133V131L202 130ZM19 133V132H18ZM17 133V134H18ZM21 133V132H20ZM19 133V134H20ZM42 133V132H41ZM79 133H81L82 134V136L81 135H79ZM91 133H93V132H91ZM163 133H165L164 135H163ZM170 133V134H169ZM178 133V132H177ZM183 133V135L184 134H186L185 132H182ZM213 133V132H212ZM264 133V132H263ZM10 134H11V132H10ZM13 134L15 135V133L13 132ZM89 134H90V132H89ZM93 134H95V133H93ZM192 134L194 135V136H196L197 134L195 133V132H193L192 131ZM206 134V133H205ZM107 135H108V133H107ZM182 135V136H183ZM188 135H191V134H188ZM11 137H12V135H10ZM10 136L8 137V138H10ZM16 136V135H15ZM18 136V135H17ZM16 136V137H17ZM19 136H22L21 134L19 135ZM46 136V135H45ZM69 136V137H68ZM180 137H181V135H179ZM178 136V137H179ZM262 136V135H261ZM36 137V136H35ZM39 137V136H38ZM200 137H202L201 135H200ZM264 137V136H263ZM18 138V137H17ZM17 138H16V140H17ZM37 138V137H36ZM48 138V137H47ZM68 138H69V140H68ZM152 138V139H151ZM164 138V137H163ZM221 138V137H220ZM1 139V138H0ZM12 139H13V137H12ZM15 139V138H14ZM14 139H13V141H14ZM20 139V138H19ZM22 140H23V138H21ZM49 139V138H48ZM115 139H116V141H115ZM207 139H209V138H207ZM223 139V138H222ZM222 139H219V140H213V139H211V140H213L214 142H211L210 143V141H207V142H204V141H200V146H198V149H196V150H194V146H195V144H192L189 140H190V138L188 137H184V138H181V141H183V147H184V152L182 153V151H181V153H178L177 152V154L179 155V161L176 159V161L174 162V163H169V167H172V168H178V167H180V166H182L181 168H186L187 166H189L190 164H189V162L188 161H186L184 158H182V156L185 154V157L187 156V154L185 153V152H188L189 154H188V157H190L189 159H191L190 160V162H192L193 160V162H195L194 163V165L195 164H197L198 166H200L201 167V169H203V170H207L206 169V167H208V165L209 164H212L213 165V163H212V161H214L216 158H218V156H220L221 154H222V151L224 150V148H222L225 144H227V142L226 141H223ZM226 139V138H225ZM7 140H9V139H7ZM11 140V139H10ZM41 140V139H40ZM51 140V139H50ZM66 140H68V141H66ZM95 140V139H94ZM100 140V139H99ZM104 140H106V139H104ZM227 140V139H226ZM0 141H2V139L0 140ZM12 141V140H11ZM48 141V140H47ZM66 141V142H65ZM91 142V143H89V142ZM103 141V140H102ZM102 141L100 142V143H102ZM180 141V140H179ZM255 142H256V144H255V149H257V146H262V144H264V140L262 139V138H258V139H255L254 140ZM18 142V141H17ZM40 141H39V139H38V143H36V144H40L39 143ZM65 142V143H64ZM63 143V144H62ZM97 143V142H96ZM144 143V144H143ZM231 143H230V140L228 141V146L229 145H231ZM2 144H3V142H2ZM13 144H14V142H13ZM23 144V143H22ZM94 144V143H93ZM180 144V143H179ZM238 144V143H237ZM244 144V143H243ZM88 145H89V147H88ZM102 145V144H101ZM166 145V144H165ZM181 145V144H180ZM214 145L215 146H217L216 147V150L214 151V152H211V149L214 147ZM69 146L71 147V149L69 148ZM21 147V146H20ZM19 147V148H20ZM24 147V146H23ZM37 147V146H36ZM36 147H34V148H36ZM41 147V146H40ZM66 147V148H65ZM107 147H109V146H107ZM173 148H175L176 150L175 151H177V149H178V147H176L175 145H173L172 146ZM246 147V146H245ZM22 148V147H21ZM30 148V147H29ZM42 148V147H41ZM40 148V150L41 151H43V149H41ZM106 148V147H105ZM110 148V147H109ZM129 148V149H128ZM147 148H148V146H147ZM235 148H237L238 149V151H240L239 149H241V146L238 144V147H235ZM247 148H248V146H247ZM27 149V148H26ZM45 149V148H44ZM181 149V148H180ZM183 149V148H182ZM233 149V148H232ZM236 149V150H237ZM246 149V148H245ZM2 150V149H1ZM10 150V149H9ZM109 150V149H108ZM147 150V149H146ZM201 151L202 153H203V156L200 158V159H198V160H196L195 158L196 157H194V154L197 152V151ZM3 151H5V150H2V152ZM27 151V150H26ZM198 151V152H199ZM237 151V152H238ZM6 152V154H8L7 152H8V150H6L5 151ZM10 152V155H12L11 154V151H9ZM28 152V151H27ZM106 152V151H105ZM108 152H110V151H108ZM148 152V151H147ZM201 152H199V153H201ZM207 152H209L211 155H208V154H206ZM24 153V152H23ZM41 153V152H40ZM61 153V152H60ZM67 153V154H66ZM68 153H70L71 155H69ZM89 153V152H88ZM114 153V152H113ZM201 153V154H202ZM213 153V154H212ZM239 153V152H238ZM261 153V152H260ZM45 154H47V153H45ZM96 154V153H95ZM149 154V153H148ZM249 154V153H248ZM28 155V154H27ZM31 155V154H30ZM111 155V154H110ZM205 155H207V157L208 158H214V160L213 159H208ZM2 156H3V154H2ZM13 156V155H12ZM24 156H25V154H24ZM47 156V155H46ZM107 156V155H106ZM5 157V156H4ZM82 157V156H81ZM111 157H113V156H111ZM229 157H231V155H229ZM34 158H36V157H34ZM38 158H40V157H38ZM44 158V157H43ZM89 158H91V157H89ZM187 158V157H186ZM220 158V157H219ZM224 158V157H223ZM232 158V157H231ZM13 159H18V158H13ZM50 159V158H49ZM52 159H55L54 157L52 158ZM58 159V157L55 159V160H57ZM60 160H61V158H59ZM92 159V158H91ZM90 159V160H91ZM95 159V158H94ZM93 159V160H94ZM102 159V158H101ZM101 159H100V161H101ZM107 159H110V158H107ZM111 159H114V158H111ZM127 159V160H128ZM188 159V160H189ZM5 160V159H4ZM19 160V159H18ZM17 160V161H18ZM30 160H31V157H30ZM96 160V159H95ZM150 160V159H149ZM148 160V161H149ZM11 161V160H10ZM28 161V160H27ZM32 161V163H33V160H31ZM36 162H37V159L35 160ZM59 161V160H58ZM112 161V160H111ZM116 161H118V159L116 160ZM154 160H152V162H153ZM173 161V160H172ZM223 161V160H222ZM5 162V161H4ZM48 162V161H47ZM121 162V161H120ZM120 162H118V163H120ZM150 162V164L151 165H153V163H151V161H149ZM219 162H220V160H219ZM219 162H216V163H219ZM6 163V162H5ZM17 163V162H16ZM26 163V162H25ZM64 163V162H63ZM102 163H104V162H102ZM115 162H114V160H113V163H112V165L111 166H113V164H114ZM123 163V162H122ZM126 163V162H125ZM165 163H167V162H165ZM8 164V163H7ZM6 164V165H7ZM10 164V163H9ZM8 164V165H9ZM24 163H22V165H23ZM30 164H31V162H30ZM34 164V163H33ZM40 164H41V162H40ZM101 164V163H100ZM109 164V163H108ZM115 164H117V163H115ZM114 164V165H115ZM28 165V164H27ZM27 165H26V167H27ZM34 165H37V163L36 164H34ZM45 165V164H44ZM62 165H65V164H62ZM71 165V164H70ZM69 165V166H70ZM77 165V164H76ZM91 165V164H90ZM93 165V164H92ZM95 165H96V163H95ZM94 165V166H95ZM99 165V164H98ZM103 165V164H102ZM106 165V164H105ZM180 165V166H179ZM203 165H207L206 167H203ZM25 166V165H24ZM49 166V165H48ZM51 166H52V164H51ZM54 166V165H53ZM73 166V165H72ZM100 166V165H99ZM115 166H117V165H115ZM122 166V165H121ZM120 166V164H119V167H121ZM154 166H156V165H154ZM167 166V168H165L166 170H169V167ZM191 166V165H190ZM217 166V165H216ZM10 167V166H9ZM8 167V168H9ZM46 167V166H45ZM44 167V168H45ZM50 167V166H49ZM73 167H75V166H73ZM96 167H98V166H96ZM101 167V166H100ZM218 167V166H217ZM30 168V167H29ZM32 168V167H31ZM38 168H40V167H38ZM93 168V167H92ZM105 168H106V166H105ZM108 168V167H107ZM153 167H151V169H152ZM161 168V167H160ZM171 168V169H172ZM198 168V167H197ZM227 168V167H226ZM0 169H1V167H0ZM18 169V168H17ZM34 169V168H33ZM37 169V168H36ZM48 169V168H47ZM71 169V168H70ZM69 169V170H70ZM74 169V168H73ZM72 169V170H73ZM90 169V168H89ZM88 169V170H89ZM101 169H102V167H101ZM122 169H123V167H122ZM150 169V170H151ZM154 169H156L155 167H154ZM214 169V168H213ZM10 170V169H9ZM72 170H70V172L72 171ZM78 170V169H77ZM76 169H75V171H77ZM112 170H113V168H112ZM140 170H141V168H140ZM199 170V169H198ZM228 170V169H227ZM3 171H6V170H3ZM39 171H41V170H39ZM80 171V170H79ZM86 171H87V168H86ZM123 171V170H122ZM130 171H131V169H130ZM145 172H146V170H144ZM163 171H165V170H163ZM173 171V170H172ZM181 171V170H180ZM42 172V171H41ZM56 172H58V171H56ZM62 172V171H61ZM73 172V171H72ZM126 172V171H125ZM160 172H162V171H160ZM167 172V171H166ZM174 172V171H173ZM54 173V172H53ZM83 173V172H82ZM137 174H138V172H136ZM206 173V172H205ZM241 173V172H240ZM17 174V173H16ZM72 174V173H71ZM75 174V173H74ZM73 174V175H74ZM125 174V173H124ZM127 174V173H126ZM129 174V173H128ZM137 174H132V175H128L129 177H128V181L130 180V181H135L134 179H137V177H139V176H136ZM140 174V173H139ZM146 174V173H145ZM145 174H143V175H145ZM150 174V173H149ZM202 174V173H201ZM9 175V174H8ZM76 175V174H75ZM74 175V176H75ZM141 175H142V173H141ZM142 175V176H143ZM170 175V174H169ZM173 175H175V174H173ZM216 175V174H215ZM7 176V175H6ZM11 176V175H10ZM79 176V175H78ZM85 176V175H84ZM86 176H88V175H86ZM146 176V175H145ZM144 176V177H145ZM244 176V175H243ZM248 176V175H247ZM72 177V176H71ZM83 177V176H82ZM81 177V178H82ZM92 177V176H91ZM117 177V176H116ZM159 177H160V175H159ZM188 177H191V175L190 176H188ZM188 177H186V175H185V177H184V180H186V179H188ZM11 178V177H10ZM70 178V177H69ZM79 178H80V176H79ZM84 178V177H83ZM82 178V179H83ZM85 178H87V177H85ZM94 178V177H93ZM140 178V177H139ZM180 178H182V176H180ZM203 178V177H202ZM72 179V178H71ZM73 179H76V178H73ZM89 179H92V178H88V180ZM95 179H96V177H95ZM94 179V180H95ZM223 179V178H222ZM225 179V178H224ZM223 179V180H224ZM5 180V179H4ZM81 180V179H80ZM84 180V179H83ZM83 180H82V182H83ZM85 180V181H87L88 182V184H89V182H91L92 180ZM94 180L92 181L93 183H94ZM98 180V179H97ZM183 180V181H184ZM206 180V179H205ZM216 180V179H215ZM222 180V181H223ZM245 180V179H244ZM138 181H141V179H139ZM71 182V181H70ZM76 182H77V179H76ZM76 182H74V183H76ZM98 182V181H97ZM96 182V183H97ZM137 182V181H136ZM156 182V181H155ZM175 182V181H174ZM185 182V181H184ZM45 183V182H44ZM56 183V182H55ZM79 183V182H78ZM78 183L76 184V185H78ZM93 183H91L92 185H93ZM98 183H100V182H98ZM162 183V182H161ZM195 183H198L197 182V180L195 181ZM52 184V183H51ZM51 184H50V186H51ZM57 184V183H56ZM67 184V183H66ZM71 184V183H70ZM131 184V183H130ZM133 184V183H132ZM134 184H136V183H134ZM138 185L137 186H135L136 187V189L135 190H131L130 191V189L131 188H129V189H124V191H122L123 193L122 194H124V195H122L126 200H127V203H125V202H123V203H125V204H128L129 202L130 203H132V201L134 202V201H136L137 200V197H141V198H143V199H145V196H146V199H147V193H146V191H145V189L144 188H146V186H145V184H144V181H141V182H139V183H137ZM163 184V183H162ZM185 184V183H184ZM53 185V184H52ZM55 185V184H54ZM68 185V184H67ZM83 185V184H82ZM159 185V184H158ZM161 185V184H160ZM165 185V184H164ZM167 185H169V184H167ZM57 186V185H56ZM55 186V187H56ZM64 186H66V185H64ZM69 186V185H68ZM67 186V187H68ZM79 186H81V185H79ZM105 186V185H104ZM59 187V186H58ZM75 187V186H74ZM171 187V186H170ZM195 187V186H194ZM200 187V186H199ZM233 187V186H232ZM57 188V187H56ZM69 188H70V186H69ZM77 188V187H76ZM83 189L85 188V186H83L82 187ZM81 188V189H82ZM167 188H169V187H167ZM200 188H203V187H200ZM55 189V188H54ZM66 189V188H65ZM80 189V188H79ZM86 189H87V187H86ZM134 189V188H133ZM181 189V188H180ZM58 190H60V188H58ZM88 190V189H87ZM50 191V190H49ZM55 191V190H54ZM79 191V190H78ZM145 191V192H144ZM56 192V191H55ZM80 192V191H79ZM82 192V191H81ZM94 192V191H93ZM96 192V191H95ZM94 192V193H95ZM149 192V191H148ZM237 192V191H236ZM52 193V195H53V191L51 192ZM84 193V192H83ZM126 193V194H125ZM165 193V192H164ZM55 194L56 193H54V196H55ZM60 194V193H59ZM79 194V193H78ZM99 194V193H98ZM170 194V193H169ZM57 195V194H56ZM118 195V194H117ZM145 195V196H144ZM152 195V194H151ZM79 196V195H78ZM82 196V195H81ZM80 196V197H81ZM164 196V195H163ZM168 196V195H167ZM80 197H76V200H79V202H78V205H81V198ZM122 197V198H123ZM152 197V196H151ZM153 197H155V195H153ZM158 197V196H157ZM156 197V198H157ZM65 198V197H64ZM158 199V198H157ZM154 200V199H153ZM180 200V199H179ZM250 201V200H249ZM261 201H263V199L261 200ZM261 201H259V202H261ZM146 202V201H145ZM233 202V201H232ZM84 203V202H83ZM160 203V202H159ZM183 203V202H182ZM120 204V203H119ZM134 204V203H133ZM144 204V203H143ZM121 205H122V203H121ZM137 205V204H136ZM138 205H140V204H138ZM142 205V204H141ZM161 205V204H160ZM257 205V204H256ZM259 205V207H258V209H257V207L256 208H253V209H255L254 211L253 210H241V209H238V207L236 208V206L234 205V207H235V212H234V207L232 208V210L230 209L229 211H228V205L226 206V207H222V209H220V211L219 212H221L220 214H217L216 216H219L220 217V219H223L221 222L222 223H224V224H226V225H230L231 227H229V228H225L223 231H221L220 232V230H219V232L220 233H225V231H226V229L227 230H239V232H240V234H241V236L243 235V233H244V231H246V233L248 232V234H250V232H251V234L255 237V236H258V237H264V222L263 223H261L260 221V218H258V220H257V217H258V212H256L257 210L259 211V216H260V213L263 211V207H261V205L260 204H258ZM157 206V205H156ZM155 206V207H156ZM162 206V205H161ZM192 206V205H191ZM125 207H126V205H125ZM159 207V209H160V206H158ZM39 208V207H38ZM76 208V207H75ZM78 208V207H77ZM132 208H133V206H132ZM161 208H163V206L161 207ZM262 208V209H261ZM85 209H87V208H79L78 210L80 211V212H82V213H84V210ZM91 209H94V208H91ZM90 209V210H91ZM138 209V208H137ZM158 209V208H157ZM157 209H156V211H157ZM215 209V208H214ZM214 209H212V211L214 210ZM217 209V208H216ZM214 210V212H216V211H218V210ZM257 209V210H256ZM97 210V209H96ZM95 210V211H96ZM131 210V209H130ZM141 210V209H140ZM164 210H166L165 208H164ZM95 211H93V212H95ZM210 211V210H209ZM211 211V212H212ZM247 211H250V212H247ZM41 212V211H40ZM92 212V213H93ZM158 213H159V215L161 216V224L163 225L164 223H165V220H166V218H167V216H168V212H166V211H157ZM191 212H192V210H191ZM194 212V211H193ZM36 213V212H35ZM97 213V212H96ZM133 213H136V212H132V214ZM170 213V212H169ZM71 214H73L72 212H71ZM190 214V213H189ZM152 215H154V214H152ZM172 215V214H171ZM236 215V216H235ZM20 215H18V217H19ZM22 216V215H21ZM32 216V215H31ZM38 216V215H37ZM133 216V215H132ZM131 216V217H132ZM211 216V215H210ZM215 216V215H214ZM17 217V219H19ZM153 216H151V215H147V212H139L138 213V215L137 214H135V219H133L134 221H135V224H134V226H136L134 229H133V231L130 233V236H133L136 240L137 239H141V238H143L144 236H147V234L148 235H150L151 237L154 235L152 232L150 233L148 230H147V227L145 226V224H147L146 223V221H147V218H152ZM170 217V216H169ZM177 217V216H176ZM175 217V218H176ZM218 217V218H219ZM35 218V217H34ZM34 218H33V220H34ZM40 218V217H39ZM160 218V217H159ZM178 218H182V215L179 213V216H178ZM9 219V218H8ZM109 219H111V218H109ZM132 219V218H131ZM155 219H156V217H155ZM183 219V218H182ZM15 220V219H14ZM22 220V219H21ZM59 220V219H58ZM126 220V219H125ZM149 220V219H148ZM178 220V219H177ZM16 221V220H15ZM188 221V220H187ZM263 221H264V219H263ZM19 222H20V220H19ZM8 223H9V221H8ZM17 223H18V221H17ZM184 223V222H183ZM192 223V222H191ZM228 223V224H227ZM233 223H238V225H233ZM21 224V223H20ZM23 224V223H22ZM21 224V225H22ZM49 224V223H48ZM118 224V223H117ZM116 224V225H117ZM139 224V225H138ZM158 224V223H157ZM189 224V223H188ZM18 225H19V223H18ZM34 225V224H33ZM253 225H255V227H253ZM92 226H94V223L92 222V221H90V220H87V227H92ZM21 227V226H20ZM35 227V226H34ZM38 227V226H37ZM197 227V226H196ZM25 228V227H24ZM41 228V227H40ZM162 228V227H161ZM21 229H22V227L20 228V231H21ZM109 229V228H108ZM196 229V228H195ZM200 229V228H199ZM220 229V228H219ZM222 229V228H221ZM23 230V229H22ZM37 230V229H36ZM87 230L88 229H85V231H84V234L87 236L86 238H88L90 235H94V234H92V233H89V234H87ZM113 230V229H112ZM140 230H146V232H144L143 234H142V236L141 237H137V234H138V232L140 231ZM178 230V229H177ZM12 231V230H11ZM25 231V230H24ZM34 232V231H33ZM194 232H196V231H194ZM231 232V231H230ZM79 233V232H78ZM193 233V232H192ZM191 233V234H192ZM210 233H212V231H210ZM227 233V232H226ZM245 233V234H246ZM123 234V233H122ZM183 234V233H182ZM228 234V233H227ZM226 234V235H227ZM237 234V233H236ZM21 235V234H20ZM121 235V234H120ZM124 235L126 236V238H127V235H128V233H127V235H126V231L124 230ZM200 235V234H199ZM229 235V234H228ZM234 235V234H233ZM247 235V234H246ZM24 236V235H23ZM38 237H39V235H37ZM36 236V237H37ZM97 236V235H96ZM116 236V233L114 232V235L112 236H109V237H106V238H104V239H107V238H109V239H116V238H114ZM118 236V235H117ZM62 237H64V236H62ZM75 237V236H74ZM91 237H93V236H91ZM90 237V238H91ZM158 237V236H157ZM186 237V236H185ZM191 237V236H190ZM221 237V235L219 236V238ZM249 237V236H248ZM1 238V237H0ZM159 238V237H158ZM161 238V237H160ZM224 238V237H223ZM29 239V238H28ZM94 239H95V237H94ZM94 239H91V240H93L94 241ZM112 239V240H113ZM117 239H119V238H117ZM144 239H146V237H144ZM187 239V238H186ZM208 239V238H207ZM8 240V239H7ZM88 240V239H87ZM99 240V239H98ZM108 240V239H107ZM161 240V239H160ZM164 240V239H163ZM179 240H181V238L179 239ZM179 240L177 241L178 243L177 244H179L180 242H179ZM251 240V239H250ZM3 241H5V240H3ZM30 241V240H29ZM36 241V240H35ZM59 241V240H58ZM76 241V240H75ZM191 241V240H190ZM10 242V241H9ZM105 242V241H104ZM114 242H116V241H114ZM154 242V241H153ZM251 242V241H250ZM94 243V242H93ZM156 243V242H155ZM25 244V243H24ZM30 245V244H29ZM37 245V244H36ZM181 245V244H180ZM223 245V244H222ZM237 245V244H236ZM253 245V244H252ZM5 247H6V245H4ZM3 246V247H4ZM9 246H10V244H9ZM19 246V245H18ZM88 246H89V244H88ZM153 246V245H152ZM157 246V245H156ZM2 247V248H3ZM91 247V246H90ZM158 247V246H157ZM230 247V246H229ZM11 248V247H10ZM37 248V247H36ZM85 248V247H84ZM93 248V247H92ZM95 248V247H94ZM101 248V247H100ZM96 249V248H95ZM98 249V248H97ZM257 249V248H256ZM6 250V249H5ZM11 251H12V248L10 249ZM17 250V249H16ZM15 250V251H16ZM85 250H86V248H85ZM91 250V249H90ZM144 250V249H143ZM226 250V249H225ZM3 251V250H2ZM8 251H9V249H8ZM238 250H236L235 252L234 251H232L231 249H227V252L225 253V251H224V249H223V253H225V254H217V255H212V257H214V258H216L217 260H219L220 262H224V264H225V261H226V258H227V256H229L230 258H232L231 260H233V257L235 256V257H239L238 259H235L236 261H233V262H237L238 264H258L259 263V260H258V257L256 256V254L255 253H252L253 254V256H251V255H246L245 257L244 256H242V257H240L239 255L241 254V252H242V250L240 249L238 252H237ZM5 252V251H4ZM10 252V251H9ZM52 252V251H51ZM93 252V251H92ZM146 252V251H145ZM220 252H221V250H220ZM256 252V251H255ZM11 254H12V252H10ZM10 253H8V255H11ZM96 253H98L97 251H96ZM2 254V253H1ZM16 254H17V252H16ZM207 254V253H206ZM50 255V254H49ZM145 255H146V253H145ZM166 255H168V254H166ZM7 256V255H6ZM17 256V255H16ZM19 256V255H18ZM13 257V256H12ZM94 258H95V256H93ZM170 258V257H169ZM11 259V258H10ZM13 259H16V257L15 258H12V260ZM53 259H55V258H53ZM213 259V258H212ZM3 260H5L4 258H3ZM19 260V259H18ZM70 260H71V258H70ZM95 260V259H94ZM209 260V259H208ZM55 261V260H54ZM2 262V261H1ZM6 264H7V262L6 261H4ZM72 262V261H71ZM75 262H76V260H75ZM74 262V263H75ZM229 262H231V261H229ZM11 263H12V261H11ZM15 263V262H14ZM13 263V264H14ZM20 263V262H19ZM57 263H59V262H57ZM56 263V264H57ZM77 263V262H76ZM90 263V262H89ZM96 263H97V261H96ZM135 263V262H134ZM199 263V262H198ZM212 263V262H211ZM235 263H232V264H235ZM17 264V263H16ZM22 264V263H21ZM52 264V263H51ZM60 264V263H59ZM71 264V263H70ZM78 264H80L79 262H78ZM220 264V263H219ZM227 264H229V263H227Z\"/></svg>","mask_w":264,"mask_h":264},{"label":"water","instance_id":"water-1","mask_svg":"<svg viewBox=\"0 0 264 264\" xmlns=\"http://www.w3.org/2000/svg\"><path fill=\"white\" fill-rule=\"evenodd\" d=\"M47 137L54 142L62 141L65 139V136L62 133V130L58 128H52L47 134Z\"/></svg>","mask_w":264,"mask_h":264}]
</instances>
